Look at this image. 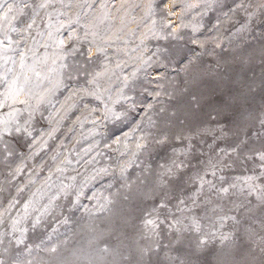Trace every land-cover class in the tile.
I'll return each mask as SVG.
<instances>
[{
  "label": "rangeland",
  "instance_id": "1",
  "mask_svg": "<svg viewBox=\"0 0 264 264\" xmlns=\"http://www.w3.org/2000/svg\"><path fill=\"white\" fill-rule=\"evenodd\" d=\"M0 41V264H264V0H0Z\"/></svg>",
  "mask_w": 264,
  "mask_h": 264
},
{
  "label": "snow or ice",
  "instance_id": "2",
  "mask_svg": "<svg viewBox=\"0 0 264 264\" xmlns=\"http://www.w3.org/2000/svg\"><path fill=\"white\" fill-rule=\"evenodd\" d=\"M47 6L48 5L46 3H41L39 5L40 8H45ZM12 9H13V6L8 5L7 13H11ZM7 13H6V15H7ZM29 27H31V25H29ZM6 39H7V37H6ZM62 43H63V41H61V44ZM0 45H3L4 50H7L9 47V45L5 44L4 41H0ZM96 51L102 52L103 49L98 48ZM19 62H20L21 69H23L25 67V55L23 53L20 54ZM13 63H15V61H13ZM32 71H33L34 75L39 76V73L36 72L35 69H33ZM9 73H11V69L7 70V72L4 74L2 80L6 84L9 93L13 95V98H15L21 92L24 91V87H25L27 81L30 79V77L28 75L24 74L23 72H21L20 75H16L12 79H9ZM99 75H102V73H97V76H99ZM21 80H23V83L21 82ZM16 130L19 131L20 129L17 128ZM258 155H259V159L261 161H264V153H259ZM169 171H171V169H169ZM261 175L264 176V173H261ZM221 179H223V178H221ZM246 179L247 180H253L255 178L254 177H247ZM230 188H236V185L232 184V185H229V187H223L219 191L221 193L227 194L229 192ZM255 191H256L255 187L249 185V194L251 195L252 192H255ZM262 196H264V193H262ZM221 219H223V218H221ZM232 219H235V218L233 217ZM145 223L152 225V224H154V221L153 220H147V221H145ZM108 251L109 250L107 248L101 249V252H108ZM143 251H146V250H142V252Z\"/></svg>",
  "mask_w": 264,
  "mask_h": 264
},
{
  "label": "bare ground",
  "instance_id": "3",
  "mask_svg": "<svg viewBox=\"0 0 264 264\" xmlns=\"http://www.w3.org/2000/svg\"><path fill=\"white\" fill-rule=\"evenodd\" d=\"M43 10V9H42ZM13 56V55H12Z\"/></svg>",
  "mask_w": 264,
  "mask_h": 264
}]
</instances>
